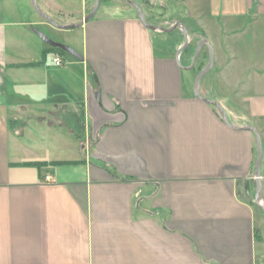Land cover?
Segmentation results:
<instances>
[{
	"label": "crops",
	"instance_id": "obj_1",
	"mask_svg": "<svg viewBox=\"0 0 264 264\" xmlns=\"http://www.w3.org/2000/svg\"><path fill=\"white\" fill-rule=\"evenodd\" d=\"M113 1L78 26L81 60L0 30V264H264V0H175L199 38L173 54ZM204 38L197 91L230 124L194 95Z\"/></svg>",
	"mask_w": 264,
	"mask_h": 264
},
{
	"label": "rangeland",
	"instance_id": "obj_2",
	"mask_svg": "<svg viewBox=\"0 0 264 264\" xmlns=\"http://www.w3.org/2000/svg\"><path fill=\"white\" fill-rule=\"evenodd\" d=\"M48 1H49L48 2L49 5L52 7L53 12L56 14L55 21L58 24L63 25L62 23H64V21L69 20L72 17L76 18L79 15V10L81 7L80 0H60V1L48 0ZM94 1L95 0H92L86 3L87 12H89L94 6ZM136 2L142 8L144 3L140 1H136ZM36 3L40 10L45 9V5L42 3L41 0H36ZM108 4H114V1L100 0L96 15L99 16L101 14V11L103 10V7ZM154 5L158 7L162 6V8L164 9L161 12L160 9L161 7L159 8L157 7L160 10V12H156L155 18L151 14V17H147V21L153 24H157L160 27H170L172 24L171 21L174 19L175 21H180L185 26L187 32H189L187 33V39L189 41V44L195 45V42L198 40L199 37L195 35L193 29L191 28V26H189L188 16L184 13V9L181 6L180 2H176L175 0H166L164 6L161 3H154ZM0 6L2 8V11L0 12V30H2L4 33L8 34L11 32L12 33L17 32L18 34H20V29H24V33L28 36V40L27 39L26 40L29 41V45H33L35 48H39L40 45L41 46L43 45L44 47H48L49 45L45 41H43L33 30H31V32L30 31L27 32V29H31L32 27H34L37 28L42 33H44L54 42L68 45L77 52H79L78 49L80 48L82 41V30L80 28L77 27L71 29H63V28H57L52 24L48 25L46 22L41 23L39 15L37 14V11L34 5L32 4L31 0H0ZM54 6L59 7L60 9H55L53 8ZM34 21H38L40 22V24L39 23L34 24L33 23ZM210 29H218L214 20L212 21ZM153 35H154L153 40L156 44L155 45L156 51L163 52L164 50H167L170 54H173L174 51L176 52V47L180 45L179 44L180 40L184 41L185 43V40H183L184 34L182 33V31L179 33L178 29H176L173 33L157 31L154 32ZM28 47L30 48V46ZM53 53H54L53 51H48L47 53L48 60H50L51 57L54 55ZM29 56H32V58L37 57V55H34L33 52L30 51L29 55H25V57L22 58H28ZM63 56H65L66 59H74V57H72V55L68 52H63ZM17 59H21L20 56L15 55V57L13 56V58H8L7 60L17 61ZM196 70H197V63L190 70V72L193 73L196 72ZM194 83L195 80H193V86ZM261 191H262V185H261ZM260 221H261V225L264 226L263 220L260 219ZM261 242L264 243V236L260 234L258 244H260Z\"/></svg>",
	"mask_w": 264,
	"mask_h": 264
},
{
	"label": "water",
	"instance_id": "obj_3",
	"mask_svg": "<svg viewBox=\"0 0 264 264\" xmlns=\"http://www.w3.org/2000/svg\"><path fill=\"white\" fill-rule=\"evenodd\" d=\"M99 1L100 0H95L94 1V6L92 8V10L87 14L85 15L80 22L78 23H72V24H68V25H59L57 24L56 22H54L51 18H49L47 15H45L44 13H42L37 5L35 4L34 0H32V4L34 5L37 13L45 18L48 22H50L52 25L56 26L57 28H63V29H71V28H75V27H78L80 26L82 23L88 21L90 18H92V16L95 14L97 8H98V5H99ZM125 2H127L129 5L133 6L135 8V10L137 11V15L140 19V21L143 23V25L149 29H152V30H162V31H172L174 28H176L177 26H181L183 28V34L185 35L186 33V29L184 27V25L180 22V21H176L173 23V25L170 27V28H162V27H158V26H155V25H152V24H149L142 12V8L141 6L133 1V0H124ZM32 30L43 40L45 41L49 46L51 47H56V48H59L65 52H68L70 53L71 55H73L74 57H76L77 59H82V55L77 52L76 50H74L72 47L68 46V45H65V44H61V43H57V42H54L53 40H51L49 37H47L44 33H42L41 31H39L37 28H34L32 27ZM203 43H206L207 46H208V53H209V59H208V62L206 64V66L204 67V69L198 74V76L196 77L195 79V83H194V95L196 97H198L199 99L203 100L204 102L208 103V104H211L213 106H215L216 108H218V110L220 111L221 115H222V118L223 120L225 121V123L227 124H230L228 118H227V115H226V112L224 110V108L217 102V101H214V100H211V99H207V98H204V97H201L199 94H198V91H197V84L200 80V78L203 76L204 73H206L208 71V69L210 68V65L212 63V55H211V50H210V47H209V44H208V41L207 39H201L198 43H197V46H196V50L194 52V55L192 57V64H191V67L193 66L194 62H195V59L197 57V54L199 52V49L201 47V45ZM187 44V38H186V35H185V43L183 46H186ZM182 48V47H181ZM180 50V48L178 49V51ZM244 129L246 130H251L254 132L255 134V138H256V161H255V170H254V174H255V180H256V183H257V186H256V194L255 196H259L258 193L261 189V185H260V167H261V163H262V158H263V148H262V143H261V139H260V136L258 134V132L255 130L254 127L252 126H248V127H244Z\"/></svg>",
	"mask_w": 264,
	"mask_h": 264
},
{
	"label": "built area",
	"instance_id": "obj_4",
	"mask_svg": "<svg viewBox=\"0 0 264 264\" xmlns=\"http://www.w3.org/2000/svg\"><path fill=\"white\" fill-rule=\"evenodd\" d=\"M52 61H53V63L55 64V65H61V63H62V58L60 57V56H54L53 57V59H52ZM45 178L47 179V180H51V177L49 176V175H46L45 176Z\"/></svg>",
	"mask_w": 264,
	"mask_h": 264
},
{
	"label": "trees",
	"instance_id": "obj_5",
	"mask_svg": "<svg viewBox=\"0 0 264 264\" xmlns=\"http://www.w3.org/2000/svg\"><path fill=\"white\" fill-rule=\"evenodd\" d=\"M49 51H51V50H55V51H58V53L60 54V53H63V52H65V51H63V50H61V49H59V48H56V47H49V49H48ZM255 161H256V158H255Z\"/></svg>",
	"mask_w": 264,
	"mask_h": 264
},
{
	"label": "flooded vegetation",
	"instance_id": "obj_6",
	"mask_svg": "<svg viewBox=\"0 0 264 264\" xmlns=\"http://www.w3.org/2000/svg\"><path fill=\"white\" fill-rule=\"evenodd\" d=\"M99 6V5H98ZM88 14V13H87Z\"/></svg>",
	"mask_w": 264,
	"mask_h": 264
}]
</instances>
